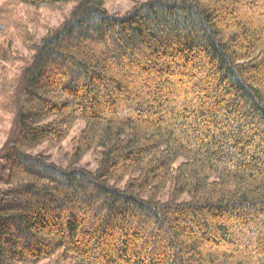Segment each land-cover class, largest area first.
Listing matches in <instances>:
<instances>
[{
    "label": "trees",
    "instance_id": "obj_1",
    "mask_svg": "<svg viewBox=\"0 0 264 264\" xmlns=\"http://www.w3.org/2000/svg\"><path fill=\"white\" fill-rule=\"evenodd\" d=\"M106 1L0 5V264H264V0Z\"/></svg>",
    "mask_w": 264,
    "mask_h": 264
},
{
    "label": "rangeland",
    "instance_id": "obj_2",
    "mask_svg": "<svg viewBox=\"0 0 264 264\" xmlns=\"http://www.w3.org/2000/svg\"><path fill=\"white\" fill-rule=\"evenodd\" d=\"M6 0H0V5L5 2ZM143 1V0H139ZM72 5H68L62 10L56 11H49L43 10L38 12H33L27 8L23 7H16V12L19 13L21 18L25 19L27 17H33L34 23L28 26L29 31L31 34H34L37 38L42 37L48 30L56 28L60 25L63 20L67 17L69 10L71 9ZM133 3L131 0H107L104 4V8L110 14L113 13H124L131 9ZM34 14V16L32 15ZM18 16V14H16ZM254 20L258 23H264V13L255 12L252 14ZM15 35L18 34V31L14 32ZM14 48L17 50L19 55L23 56L24 58H29L31 52L26 48V45L22 42L19 37L15 38L14 41ZM2 65L0 64V72L2 69ZM14 122V115H7L5 121L0 125V153L2 147L9 140L10 136L12 135V126ZM83 123L77 122L73 129L71 130L70 134L62 142L60 145L56 147H42L40 151H45L46 154L50 157V160L59 165H66V158L65 155L70 153L71 151V140L78 135L79 130L82 128ZM80 166H85L88 169L93 170L96 167V163L94 158L91 154L86 155L81 162L79 163ZM3 186L0 184V193Z\"/></svg>",
    "mask_w": 264,
    "mask_h": 264
}]
</instances>
